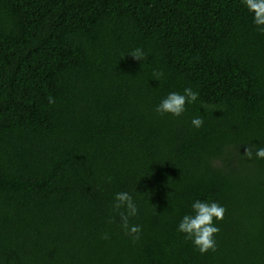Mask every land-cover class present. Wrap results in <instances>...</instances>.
<instances>
[{"label":"trees","instance_id":"trees-1","mask_svg":"<svg viewBox=\"0 0 264 264\" xmlns=\"http://www.w3.org/2000/svg\"><path fill=\"white\" fill-rule=\"evenodd\" d=\"M185 87L182 116L154 112ZM252 144L264 33L240 0H0V264H264ZM125 190L135 241L111 207ZM194 199L226 209L215 251L176 231Z\"/></svg>","mask_w":264,"mask_h":264},{"label":"clouds","instance_id":"clouds-1","mask_svg":"<svg viewBox=\"0 0 264 264\" xmlns=\"http://www.w3.org/2000/svg\"><path fill=\"white\" fill-rule=\"evenodd\" d=\"M243 7L251 14L252 24L256 26L259 33H264V0H240ZM127 55L133 59L143 60L146 53L141 48L131 49ZM155 79H160V73L153 74ZM199 93L191 87H185L182 92L170 91L161 97L156 104L154 112L159 115H171L180 117L186 111V105H192L198 101ZM204 119L202 116H194L190 124L193 128L202 127ZM244 155L248 159L253 156L256 159H264V144H252L246 147ZM112 211L120 217V228L125 235L133 241L139 239L141 226L130 223V219L139 214L138 199L129 191H118L113 196ZM189 211L182 215L176 231L184 234V238L191 242L196 250L201 254L209 250L215 251V235L219 232L216 224L222 221L225 215V207L215 201H205L200 199L192 200ZM102 239H108L107 234H103Z\"/></svg>","mask_w":264,"mask_h":264}]
</instances>
